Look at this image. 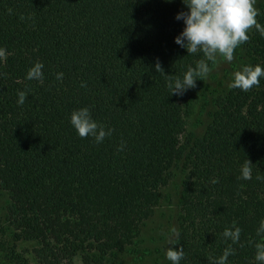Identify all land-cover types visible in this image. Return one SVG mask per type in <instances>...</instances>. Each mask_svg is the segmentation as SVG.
Masks as SVG:
<instances>
[{
    "label": "trees",
    "instance_id": "16d2710c",
    "mask_svg": "<svg viewBox=\"0 0 264 264\" xmlns=\"http://www.w3.org/2000/svg\"><path fill=\"white\" fill-rule=\"evenodd\" d=\"M181 10V0H0V188L10 239L37 242L40 264L80 254L101 262L125 250L175 169L180 264H213L233 222L241 234L227 264H257L264 78L248 91L218 94L204 133L188 135L184 115L194 88L170 95L154 69L158 59L165 74L180 75L203 58L174 42ZM256 19L264 26V8ZM247 34L245 64L264 66V37L255 28ZM37 61L43 78L29 80ZM18 91L27 93L23 104ZM84 106L114 130L102 143L81 138L69 122ZM246 159L247 180L240 171Z\"/></svg>",
    "mask_w": 264,
    "mask_h": 264
},
{
    "label": "clouds",
    "instance_id": "9594fccd",
    "mask_svg": "<svg viewBox=\"0 0 264 264\" xmlns=\"http://www.w3.org/2000/svg\"><path fill=\"white\" fill-rule=\"evenodd\" d=\"M184 10L176 13L175 19L183 21V29L174 37V42L188 54L202 53L203 58L193 64H189L180 75H168L164 73L159 60L154 65L156 73L165 76L166 87L170 95H183L188 89L196 87V81L208 75L211 71L209 62H215L217 55L223 57L226 62L234 59V50L249 39L248 31L252 28L264 37V26L256 19L258 12L254 7L255 0H181ZM5 55L0 49V57ZM43 63L35 62L27 71L26 78L41 81L43 78ZM63 73H57V79L61 80ZM264 78V66L261 64H245L231 74L229 88H238L248 91L253 86L260 84ZM85 85L82 83L81 87ZM27 93L17 92V103L23 104ZM69 122L81 137H91L99 144L113 133V129L102 123H98L88 106L71 111ZM249 160L241 165L243 179L251 178ZM259 179V178H258ZM215 179L212 183H216ZM241 229L235 222L230 227H225L222 237L227 246L222 254L215 258L213 264H227L228 257L234 254L232 245L240 241ZM257 236L261 239L253 243L255 249L254 260L257 264H264V218L259 221ZM180 238V231L172 226L164 249V257L170 264H180L184 258L183 248L176 244Z\"/></svg>",
    "mask_w": 264,
    "mask_h": 264
},
{
    "label": "rangeland",
    "instance_id": "374dc122",
    "mask_svg": "<svg viewBox=\"0 0 264 264\" xmlns=\"http://www.w3.org/2000/svg\"><path fill=\"white\" fill-rule=\"evenodd\" d=\"M254 7L259 14L264 8V0H255ZM233 56L234 59L229 63L217 55L208 75L196 81V87L191 90L185 108L184 123L188 135L200 137L204 133L210 123L214 98L229 88L232 72L246 63L242 45L234 50ZM174 173L175 177L163 188L162 199L152 216L141 223L132 245L121 252L110 253L101 262L80 254L69 261L62 260V264H169L164 257V249L169 230L172 226L177 227L179 215L181 176L179 169H175ZM7 203L8 196L0 188V264H40L33 252L39 247L37 242H13L10 239L11 228L8 227L5 216Z\"/></svg>",
    "mask_w": 264,
    "mask_h": 264
}]
</instances>
